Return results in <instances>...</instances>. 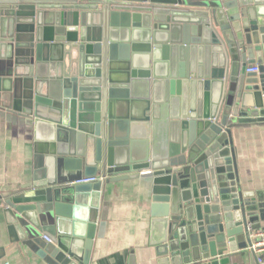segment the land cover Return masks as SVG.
Instances as JSON below:
<instances>
[{"label":"water","instance_id":"water-1","mask_svg":"<svg viewBox=\"0 0 264 264\" xmlns=\"http://www.w3.org/2000/svg\"><path fill=\"white\" fill-rule=\"evenodd\" d=\"M0 109L35 132L9 240L49 264H90L117 181L150 186L159 264H225L220 249L247 248L248 224L264 222L232 143L264 122V0H0ZM164 116L170 146L155 159ZM90 175L105 179L78 182Z\"/></svg>","mask_w":264,"mask_h":264},{"label":"crops","instance_id":"crops-1","mask_svg":"<svg viewBox=\"0 0 264 264\" xmlns=\"http://www.w3.org/2000/svg\"><path fill=\"white\" fill-rule=\"evenodd\" d=\"M232 143L241 188L264 191V122L234 128ZM34 144L33 126L21 116L0 109V247L5 248L4 253L0 251V264H49L30 249L22 251L10 243L5 216L6 202L26 191L32 179ZM169 146V125L164 116L152 122V158L164 157ZM102 193V222L97 228L90 264H130L131 257L135 264H159L155 244L161 232L153 225L148 183L142 178L112 182ZM219 255L220 259H229L225 264H251L255 260L247 248H224Z\"/></svg>","mask_w":264,"mask_h":264},{"label":"built area","instance_id":"built-area-1","mask_svg":"<svg viewBox=\"0 0 264 264\" xmlns=\"http://www.w3.org/2000/svg\"><path fill=\"white\" fill-rule=\"evenodd\" d=\"M247 72L260 73L259 65H251L247 68ZM98 179L104 180L102 175L83 176L78 180L80 183L95 182ZM247 249L254 254L258 264L264 263V223L259 228H254L253 224L247 226Z\"/></svg>","mask_w":264,"mask_h":264},{"label":"trees","instance_id":"trees-1","mask_svg":"<svg viewBox=\"0 0 264 264\" xmlns=\"http://www.w3.org/2000/svg\"><path fill=\"white\" fill-rule=\"evenodd\" d=\"M19 190H16V192H18Z\"/></svg>","mask_w":264,"mask_h":264}]
</instances>
